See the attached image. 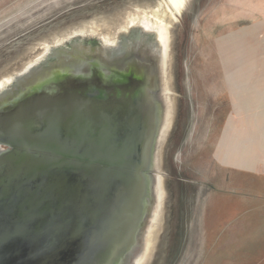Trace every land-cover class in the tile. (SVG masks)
Wrapping results in <instances>:
<instances>
[{
  "label": "water",
  "instance_id": "water-1",
  "mask_svg": "<svg viewBox=\"0 0 264 264\" xmlns=\"http://www.w3.org/2000/svg\"><path fill=\"white\" fill-rule=\"evenodd\" d=\"M132 31L157 33L166 101L173 77L167 144L145 79L126 99L106 81ZM0 264H264V0L1 19Z\"/></svg>",
  "mask_w": 264,
  "mask_h": 264
},
{
  "label": "flooded vegetation",
  "instance_id": "flooded-vegetation-1",
  "mask_svg": "<svg viewBox=\"0 0 264 264\" xmlns=\"http://www.w3.org/2000/svg\"><path fill=\"white\" fill-rule=\"evenodd\" d=\"M166 38L167 35H165L164 41ZM111 40V43L105 46L106 48L110 46L112 49L110 57L112 61V72L107 76L106 81L116 91L119 86L123 88L124 98L126 99L130 96L131 92L134 93L135 91L133 84H142L144 86L142 81L145 79L148 86V93L147 86H144L146 91L145 100L149 102L153 101L156 104L155 118L159 123L157 124L158 130H160L159 139L161 143L165 140L167 144L173 133L174 123L178 117L179 104L176 100L177 92L174 88L172 76H170V79L171 77L172 79L169 96L173 100L167 98L166 101L163 69L165 63L167 65V62L165 61L166 58L163 59L162 52L158 49L160 41L158 40L157 33L155 31L152 33H135L132 31L127 36L123 34L119 39L114 40L112 38ZM121 45H123L122 47L126 45L127 49L133 48L129 59H126L120 53L119 46ZM137 88L139 89V87ZM161 138L163 139L161 140Z\"/></svg>",
  "mask_w": 264,
  "mask_h": 264
},
{
  "label": "rangeland",
  "instance_id": "rangeland-1",
  "mask_svg": "<svg viewBox=\"0 0 264 264\" xmlns=\"http://www.w3.org/2000/svg\"><path fill=\"white\" fill-rule=\"evenodd\" d=\"M55 0H0V20Z\"/></svg>",
  "mask_w": 264,
  "mask_h": 264
}]
</instances>
